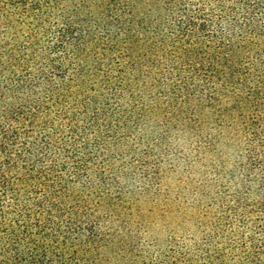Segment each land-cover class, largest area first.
Listing matches in <instances>:
<instances>
[{
	"label": "trees",
	"instance_id": "1",
	"mask_svg": "<svg viewBox=\"0 0 264 264\" xmlns=\"http://www.w3.org/2000/svg\"><path fill=\"white\" fill-rule=\"evenodd\" d=\"M161 87L264 137V0H0V264H113L96 212ZM235 212L233 244L142 264H264V216Z\"/></svg>",
	"mask_w": 264,
	"mask_h": 264
},
{
	"label": "rangeland",
	"instance_id": "2",
	"mask_svg": "<svg viewBox=\"0 0 264 264\" xmlns=\"http://www.w3.org/2000/svg\"><path fill=\"white\" fill-rule=\"evenodd\" d=\"M162 88H147L155 98L147 95L124 130L96 212L113 264L169 260L211 239L233 244L236 209L264 216V137L251 135L228 102L224 114L218 105L171 100Z\"/></svg>",
	"mask_w": 264,
	"mask_h": 264
}]
</instances>
